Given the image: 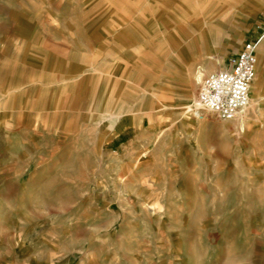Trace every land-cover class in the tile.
Returning a JSON list of instances; mask_svg holds the SVG:
<instances>
[{
  "label": "crops",
  "instance_id": "obj_1",
  "mask_svg": "<svg viewBox=\"0 0 264 264\" xmlns=\"http://www.w3.org/2000/svg\"><path fill=\"white\" fill-rule=\"evenodd\" d=\"M252 41L257 75L241 127L264 108V0H0L5 152L55 169L74 154L133 164L179 108L193 110L201 77Z\"/></svg>",
  "mask_w": 264,
  "mask_h": 264
},
{
  "label": "rangeland",
  "instance_id": "obj_2",
  "mask_svg": "<svg viewBox=\"0 0 264 264\" xmlns=\"http://www.w3.org/2000/svg\"><path fill=\"white\" fill-rule=\"evenodd\" d=\"M196 90L119 170L103 155L30 163L0 137V264H264V108L243 127L198 118Z\"/></svg>",
  "mask_w": 264,
  "mask_h": 264
},
{
  "label": "built area",
  "instance_id": "obj_3",
  "mask_svg": "<svg viewBox=\"0 0 264 264\" xmlns=\"http://www.w3.org/2000/svg\"><path fill=\"white\" fill-rule=\"evenodd\" d=\"M257 45V41L246 43L223 70L203 79L197 96L199 117L212 113L222 121L234 122L244 113L257 75Z\"/></svg>",
  "mask_w": 264,
  "mask_h": 264
},
{
  "label": "bare ground",
  "instance_id": "obj_4",
  "mask_svg": "<svg viewBox=\"0 0 264 264\" xmlns=\"http://www.w3.org/2000/svg\"><path fill=\"white\" fill-rule=\"evenodd\" d=\"M203 77H204V76H203ZM201 79L203 80L202 77H201ZM202 80H201V81H202ZM250 107H251V103H250V105L248 106V108L244 111V113H243L242 115H240L236 120H238L239 118H242L245 114H247V112L249 111ZM196 115H197V116H196ZM195 116L198 117V118H200L199 115L197 114V111L195 112ZM242 122H243V121H242ZM206 132H207V130H201V132H199V136H200V135H205Z\"/></svg>",
  "mask_w": 264,
  "mask_h": 264
}]
</instances>
